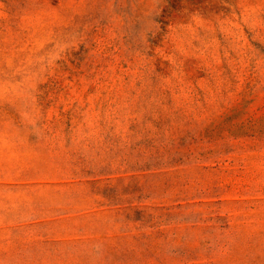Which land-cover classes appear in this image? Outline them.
<instances>
[{
	"label": "rangeland",
	"instance_id": "obj_1",
	"mask_svg": "<svg viewBox=\"0 0 264 264\" xmlns=\"http://www.w3.org/2000/svg\"><path fill=\"white\" fill-rule=\"evenodd\" d=\"M0 264H264V0H0Z\"/></svg>",
	"mask_w": 264,
	"mask_h": 264
}]
</instances>
